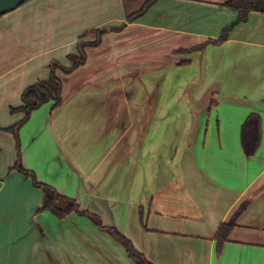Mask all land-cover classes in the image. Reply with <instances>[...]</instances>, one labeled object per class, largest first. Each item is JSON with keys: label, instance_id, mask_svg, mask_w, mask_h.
Returning a JSON list of instances; mask_svg holds the SVG:
<instances>
[{"label": "crops", "instance_id": "1", "mask_svg": "<svg viewBox=\"0 0 264 264\" xmlns=\"http://www.w3.org/2000/svg\"><path fill=\"white\" fill-rule=\"evenodd\" d=\"M114 1L124 12L123 0ZM112 2L30 0L0 18V264H136L90 218L38 212L43 192L10 170L16 142L4 131L23 119L11 109L22 107L26 88L49 78L51 63L70 68L78 45L97 40L82 38L90 30L85 20ZM225 2L159 0L146 14L152 20L108 34L150 31L123 36L113 52L121 59L116 81L102 70L64 96L58 77L61 106L45 104L20 132L23 167L117 229L152 264H264V14L251 13L221 45L175 54L220 38L237 19ZM147 51V63L136 60ZM87 62L86 54L85 64L57 76ZM147 68L194 74L185 81L184 113H160L158 101L127 96L125 80L136 81ZM196 89L206 95L194 98ZM251 114L261 119V144L248 158L241 129ZM244 203L217 254L220 225Z\"/></svg>", "mask_w": 264, "mask_h": 264}, {"label": "trees", "instance_id": "2", "mask_svg": "<svg viewBox=\"0 0 264 264\" xmlns=\"http://www.w3.org/2000/svg\"><path fill=\"white\" fill-rule=\"evenodd\" d=\"M30 0H26L20 6ZM159 0H123L125 23L120 27L96 30L94 31L98 36L94 43L81 42L77 49L78 55H70L68 60L72 63L70 68H65L57 62L49 65L50 76L47 80H41L26 88L22 94V107L18 109H11V114L21 113L24 115L23 119L15 124L13 127L4 130L13 135L16 142L17 160L10 170H16L19 173L30 177L33 185L43 192V205L38 212H50L59 220L66 219L72 213L79 214L90 218L97 227L106 232H110L114 239L125 249L128 257L136 264H152L141 252L137 250L134 244L123 234L115 228H108L102 224L99 217L92 215L88 212L80 210L77 201L69 199L60 195L54 188L49 185L40 183L35 174L26 170L22 165L21 160V140L20 132L22 128L30 120L32 114L39 110L45 104L53 102L52 110H56L62 104V82L57 76V72L61 71L66 74L72 73L81 65L86 62L85 48L88 46H98L101 43L102 35L107 33H119L126 29L129 24L142 19L151 10ZM223 7L237 13L236 21L230 26L226 27L218 40H208L204 44L188 50H179L175 54H192L196 52H203L209 45H221L227 41L229 34L239 24L245 23L251 13L264 14V0H228L222 4ZM2 16H0L1 18ZM88 36V33L82 38ZM185 64V63H183ZM216 106V101L212 100L210 109ZM261 144V119L257 114H251L244 122L241 129V145L246 157H253ZM248 204L244 203L235 212L229 222L220 225L216 236V253L220 254L223 246L229 242L232 231L237 226V220L247 209Z\"/></svg>", "mask_w": 264, "mask_h": 264}, {"label": "rangeland", "instance_id": "3", "mask_svg": "<svg viewBox=\"0 0 264 264\" xmlns=\"http://www.w3.org/2000/svg\"><path fill=\"white\" fill-rule=\"evenodd\" d=\"M206 1H228V0H206ZM111 10H106L105 12L101 10H96L89 14L88 18L85 20L86 26L89 31L86 33H89V37L92 36L94 39H97V34L94 32L96 30H104V29H111L120 27L122 24H120L119 19L121 14H124L123 9L120 5H117V3L113 0L111 3ZM160 8H165L166 6L164 3H160L158 5ZM151 16H144L141 19V22L145 21L146 23L150 20H152ZM109 20H111L110 25H106L102 28L97 27L96 25H100L103 23H107ZM144 22V23H145ZM150 32V31H147ZM145 30L141 29H132L126 32L123 36L129 37L133 35H145L147 33ZM108 34L102 35L101 38V44L98 46H88L85 48V53L87 54L88 62L86 66L80 68L78 72H76L73 75H62L59 74L58 77L61 78L64 90L63 95L68 96L72 91L73 88L77 87L78 85H81L89 80H93L94 78H97L96 76L99 75V72L102 70H107L109 72L110 77L113 78V81H116L115 77L118 76L117 70H119L117 67V63L121 62V59L114 56L113 52L118 51L121 42L126 39L125 37L121 36L120 34H114L112 38L108 36ZM84 35V34H83ZM201 43H197L199 45ZM196 45V44H194ZM190 45V46H194ZM147 44H145V47L142 48L146 50L148 47H146ZM151 50V49H150ZM150 52H142L139 54L138 59L136 60H144L142 61L143 64L147 63L146 59L150 58ZM173 57H167V55L163 58V61L165 60L166 64H169V60ZM183 58V57H182ZM61 64V63H60ZM62 65V64H61ZM168 66V65H167ZM140 73V72H138ZM135 75V74H134ZM189 77L194 76V74H189L186 72H181L176 68H170V69H151L147 68L143 70L142 74H138L136 81L133 80H125L127 82V96L133 97V98H139V99H154L159 102L160 104V113L165 114H171L175 112L176 114L184 113L182 111L183 109V100L187 98L188 89H186L188 86L187 79ZM47 80V79H46ZM115 88L112 89V92ZM194 98H202L204 95H206V90H194L192 92ZM181 100V101H180ZM96 225V224H95ZM106 232V231H103ZM109 237H111L116 243H118L112 234L110 232H106Z\"/></svg>", "mask_w": 264, "mask_h": 264}, {"label": "water", "instance_id": "4", "mask_svg": "<svg viewBox=\"0 0 264 264\" xmlns=\"http://www.w3.org/2000/svg\"><path fill=\"white\" fill-rule=\"evenodd\" d=\"M26 0H0V16H4L25 2Z\"/></svg>", "mask_w": 264, "mask_h": 264}]
</instances>
